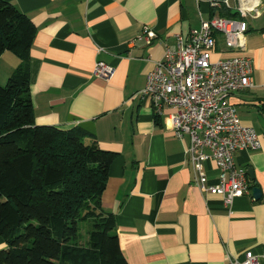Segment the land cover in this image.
<instances>
[{"label": "crops", "instance_id": "obj_1", "mask_svg": "<svg viewBox=\"0 0 264 264\" xmlns=\"http://www.w3.org/2000/svg\"><path fill=\"white\" fill-rule=\"evenodd\" d=\"M34 26L29 52L34 123L81 128L101 150L114 153L100 206L115 216V234L127 264H227L264 252V0L246 22L244 51L228 50L216 35L212 59L248 57L252 87L230 101L244 126L261 140L256 151H238L235 162L254 171L261 196L234 199L231 214L214 192L200 191L189 161V136L174 135L172 107L157 114L139 92L165 45L199 29L212 16L237 17L207 0H5ZM230 13V15H229ZM144 27L156 37L146 43ZM97 61L115 68L110 79L92 74ZM21 63L0 55V85ZM208 185L215 164L203 150ZM5 246L0 238V249ZM259 264L264 258L259 257Z\"/></svg>", "mask_w": 264, "mask_h": 264}, {"label": "trees", "instance_id": "obj_2", "mask_svg": "<svg viewBox=\"0 0 264 264\" xmlns=\"http://www.w3.org/2000/svg\"><path fill=\"white\" fill-rule=\"evenodd\" d=\"M34 30L0 0V55L8 50L21 61L0 85V264H127L115 216L100 206L114 153L85 144L91 135L81 128L34 123ZM81 221L91 222L86 243L77 240Z\"/></svg>", "mask_w": 264, "mask_h": 264}, {"label": "built area", "instance_id": "obj_3", "mask_svg": "<svg viewBox=\"0 0 264 264\" xmlns=\"http://www.w3.org/2000/svg\"><path fill=\"white\" fill-rule=\"evenodd\" d=\"M201 2L202 0H196ZM212 8L236 10L237 17L212 16L201 20L199 29L187 36L177 34L173 44L165 45L161 60L146 75L144 88L139 92L150 101L160 114L165 107H172L170 115L174 135L189 136L187 150L195 172L194 184L200 191L219 194L228 212L234 199L252 196V184L247 169L236 164L238 151H256L261 140L255 130L244 126L238 119L235 106L230 101L234 93L252 87V62L245 56L213 60L216 35L223 38L228 50L244 51L248 24L246 19L256 15L261 0H207ZM143 34L146 43L156 37L148 27ZM115 68L97 61L92 74L110 79ZM215 164L217 183L207 184L203 173V150ZM259 257L250 252L243 259L228 257L227 264H259Z\"/></svg>", "mask_w": 264, "mask_h": 264}, {"label": "rangeland", "instance_id": "obj_4", "mask_svg": "<svg viewBox=\"0 0 264 264\" xmlns=\"http://www.w3.org/2000/svg\"><path fill=\"white\" fill-rule=\"evenodd\" d=\"M90 221H81L79 224L78 239L82 243H86L88 240L87 230L90 227Z\"/></svg>", "mask_w": 264, "mask_h": 264}, {"label": "water", "instance_id": "obj_5", "mask_svg": "<svg viewBox=\"0 0 264 264\" xmlns=\"http://www.w3.org/2000/svg\"><path fill=\"white\" fill-rule=\"evenodd\" d=\"M236 12H237L236 10H232L231 14L235 15ZM247 172H248L250 181H253L254 180V171L251 168H249V169H247ZM260 196H261L260 190L256 187H252V197L255 200H258L260 198Z\"/></svg>", "mask_w": 264, "mask_h": 264}]
</instances>
